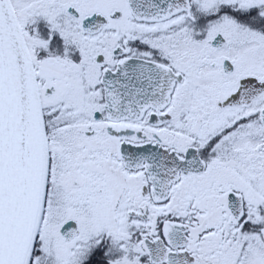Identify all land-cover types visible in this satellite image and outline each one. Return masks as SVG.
Wrapping results in <instances>:
<instances>
[{"label":"snow or ice","instance_id":"1","mask_svg":"<svg viewBox=\"0 0 264 264\" xmlns=\"http://www.w3.org/2000/svg\"><path fill=\"white\" fill-rule=\"evenodd\" d=\"M0 264H264V0H0Z\"/></svg>","mask_w":264,"mask_h":264}]
</instances>
